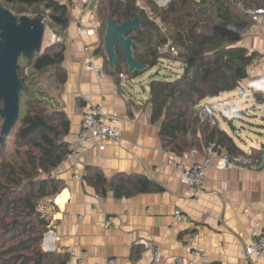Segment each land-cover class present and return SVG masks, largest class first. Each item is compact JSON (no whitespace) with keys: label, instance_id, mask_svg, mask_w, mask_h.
<instances>
[{"label":"trees","instance_id":"trees-1","mask_svg":"<svg viewBox=\"0 0 264 264\" xmlns=\"http://www.w3.org/2000/svg\"><path fill=\"white\" fill-rule=\"evenodd\" d=\"M0 4L17 19L47 18L45 28L57 37L54 43L42 44L31 59H18L19 115L0 146V264H67V253L45 251L41 241L49 225L44 206L65 187L53 171L69 151L70 122L61 102L67 73L59 37L70 24L71 0H0ZM259 7L264 8V0H168L164 6L155 0H95L91 8L99 39L94 52L105 72L130 79L164 59L181 63V73L172 80L151 75L148 82L151 121H160L163 148L180 155L213 145L220 152L246 155L248 151L220 128L219 121L213 126L202 121L200 111L205 100L234 90L247 77L257 54L240 44L236 28L249 27L253 21L248 10ZM135 16L141 28L128 34L136 43L134 59L144 71L129 72L119 47L111 68L104 51L107 19L120 25ZM251 95L264 103L259 86L251 87ZM223 118L234 128L229 113ZM0 121L2 125L1 117ZM263 150L264 143L249 156L260 159ZM82 180L97 195L110 191L117 198L159 189L145 175L117 172L106 177L97 166H86Z\"/></svg>","mask_w":264,"mask_h":264},{"label":"crops","instance_id":"crops-1","mask_svg":"<svg viewBox=\"0 0 264 264\" xmlns=\"http://www.w3.org/2000/svg\"><path fill=\"white\" fill-rule=\"evenodd\" d=\"M79 17V10L71 8L70 24L59 38L67 73L61 94L70 122L66 139L73 142L86 107L102 105L121 129V141L103 146L87 142L78 159L65 158L54 169L65 187L44 206L49 225L42 249L64 252L72 248L75 255L67 253V264H106L109 259H114L113 264H264L258 254H245L264 228V150L256 170L210 166L203 188L187 195L179 170L170 160L201 161L208 156L205 147L186 159L163 148L160 121H151L149 93L145 89L139 92L134 84L138 76H113L103 68L98 76L87 69L85 48L102 64L94 52L99 38L98 34L77 33L80 19L86 27L95 24L91 14ZM236 29L240 44L257 54L247 68V77L232 90L239 97H248L253 86L264 90V23L259 20ZM51 34L45 45L51 43ZM210 99L205 102L213 105ZM240 121L250 124L242 117ZM263 143L248 148L236 144L250 151ZM86 166L99 167L106 177L117 172L145 175L159 189L130 197L117 198L110 191L100 196L82 180ZM177 211L187 219H176Z\"/></svg>","mask_w":264,"mask_h":264},{"label":"built area","instance_id":"built-area-1","mask_svg":"<svg viewBox=\"0 0 264 264\" xmlns=\"http://www.w3.org/2000/svg\"><path fill=\"white\" fill-rule=\"evenodd\" d=\"M95 0H71V8L79 10V19L84 15H89L91 12V6ZM159 6H164L168 0H155ZM249 15L253 22L262 20L264 23V8H254L248 10ZM93 26L84 25L81 19L77 21L76 31L80 35H93L98 34V22H95ZM42 22L46 24L47 18H43ZM56 35L51 34V43L56 41ZM85 60L86 66L89 71L94 72L96 75L101 76L103 73L102 64L97 62L92 52H89L85 48ZM120 77L126 78L123 73L119 74ZM200 119L208 122L210 125H216L218 118L216 116V110L210 103H204L200 111ZM96 141L100 146H103L105 142L119 143L121 141V129L115 124V120L112 115L102 105L86 107L82 113L80 127L78 132L74 135L72 143H69V151L66 154V159H78L81 156L82 149L87 142ZM196 149H191L189 152H184L179 155L181 159H186L190 154L195 153ZM207 157L201 161L189 160L184 163L181 160L172 159L170 164L179 170L180 182L187 187V195L193 196L198 193L204 185L206 179V171L210 166L216 167L218 170H224L228 168H239L243 170H256L260 167L259 158H251L250 152L247 154H228L220 152L215 149L213 145H207L205 147ZM211 159L215 160L214 163ZM176 219H187V216L177 211L175 213ZM111 220V218H110ZM65 253L69 255H75V251L72 248H66ZM252 253L258 254L264 261V228L259 236L253 240L252 244L245 249L246 255ZM83 254H86L84 252ZM158 255V253H157ZM197 255L204 256V253H198ZM114 259L107 260L106 264H113ZM177 264H183L178 262Z\"/></svg>","mask_w":264,"mask_h":264},{"label":"water","instance_id":"water-1","mask_svg":"<svg viewBox=\"0 0 264 264\" xmlns=\"http://www.w3.org/2000/svg\"><path fill=\"white\" fill-rule=\"evenodd\" d=\"M140 28L139 16L120 25L110 17L107 19L104 51L109 67H114L117 61L116 48L119 47L129 72L144 71V66L134 59L133 47L136 43L133 35L128 34ZM44 31L45 24L41 19L26 16L17 19L0 4V117L3 119L0 146L4 144L19 115L21 78L18 75V59L22 56L29 60L35 52L41 51Z\"/></svg>","mask_w":264,"mask_h":264},{"label":"rangeland","instance_id":"rangeland-1","mask_svg":"<svg viewBox=\"0 0 264 264\" xmlns=\"http://www.w3.org/2000/svg\"><path fill=\"white\" fill-rule=\"evenodd\" d=\"M94 12V9L92 10L91 8L90 14L96 19ZM50 33L49 28L46 27L43 36V44L48 41ZM181 70V63L170 59H164L159 65L148 69L138 76L134 84L137 85L139 92L142 93V90L145 89L148 93L147 85L151 75L158 79L172 80L181 73ZM247 92L250 94L249 91ZM229 96L231 98H228ZM210 100L215 107L220 128L227 131L237 144L243 148H248L249 146H257L261 142H264V103L256 102L251 95L248 97H239L237 91L227 92ZM224 103H226V105H223ZM228 113L233 117L232 124L236 127V130H234L223 118V116ZM241 117L245 121L250 122V124L240 121ZM237 131L239 135H236Z\"/></svg>","mask_w":264,"mask_h":264}]
</instances>
